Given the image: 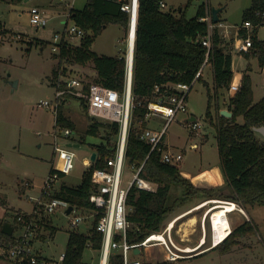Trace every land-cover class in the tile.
I'll return each mask as SVG.
<instances>
[{"label":"trees","instance_id":"obj_1","mask_svg":"<svg viewBox=\"0 0 264 264\" xmlns=\"http://www.w3.org/2000/svg\"><path fill=\"white\" fill-rule=\"evenodd\" d=\"M128 1L87 0L83 9H70L69 20L81 27L85 35L78 47L71 43L60 45L58 55L60 63L55 68L52 78L55 85L59 77L67 76L69 73L63 64L87 66L93 63L97 72L93 83L125 94L127 78L125 55L100 56L93 52L92 47L96 38L110 25H120L125 32L128 31L129 16L121 11L122 4ZM161 1L164 0H139L138 6L132 88L135 107L127 147V165L136 164L138 167L144 165L142 176L155 183L158 188L156 192L133 188L129 194L128 220L132 228L128 240L134 244L143 242L153 233L161 232L168 215L176 207L185 205L199 195L214 196V190L195 188L190 180L181 175L178 165L164 163L157 151L149 155L150 146L141 140L142 130L146 128L148 102L168 97L170 85L192 84L200 72L195 84L203 82L207 88L209 98L207 118L217 129L220 167L226 186L231 192L222 199L235 202L246 211L249 207L264 206V136L256 131L257 128L264 127V97L256 102L253 81L249 75L250 68L245 71L241 83H237L233 72V54L229 49L231 42H226L218 28L214 31L210 56L206 58L207 49L203 46L202 39L208 35V24L201 19L213 14L210 4L203 3L197 14L193 18H188L184 8H181L182 11L174 8L163 11ZM263 16L264 0H252V6L243 13L241 24L242 26L245 22H252L255 26L250 34L253 48L245 56L248 59L256 57L262 71L264 41H259L257 34L260 28L264 27ZM8 33L10 30L0 21V36ZM239 34L248 37L249 33L239 29ZM40 42L30 41L29 44L31 47L44 45ZM206 66H210L213 71V94L209 84L203 79ZM157 87L160 88L159 92H156ZM193 88L194 86L191 90ZM222 91L232 93L228 104V110L232 113L230 118L220 114L219 101ZM214 102L219 111L216 120L211 112ZM82 107L89 116L87 103L82 101ZM241 118L243 123L239 122ZM92 121L87 134L103 138L100 135V129H103L107 142L95 146L97 158L91 169L84 174L82 184L78 187L63 184L57 195L72 206L87 210L93 209L90 203V195L94 191L92 172L107 167L108 159L116 152V141L112 142V138L118 136L120 130L118 123L104 124L94 119ZM56 126L75 130V125L65 117L63 107L59 109ZM173 188L182 189L183 193L171 204L168 198ZM24 215L28 217L27 214ZM17 220L18 217L16 224L13 225L15 231L16 228H20ZM39 223L42 227L51 226L44 216L40 218ZM96 228L97 220L88 234L70 232L64 264H83V256L87 249L101 248L102 235ZM49 229L55 235L56 230ZM253 232L252 222L246 221L224 242L211 250H220L223 255L227 254L238 244L240 238ZM14 234L11 237L7 236L2 233V226L0 227V249L5 244L15 241ZM11 264L32 263L26 260L11 261Z\"/></svg>","mask_w":264,"mask_h":264},{"label":"rangeland","instance_id":"obj_2","mask_svg":"<svg viewBox=\"0 0 264 264\" xmlns=\"http://www.w3.org/2000/svg\"><path fill=\"white\" fill-rule=\"evenodd\" d=\"M86 1L69 0L71 4L68 5V3H60L59 0H0V21L10 30V33L0 36V224L9 222L15 225L19 215H28L34 211L36 202L41 198L42 187L53 170L57 158L54 148L56 133L61 138L59 143L62 147H67L70 143L79 145V147H72L77 154L75 169L59 181L57 191L63 184L72 187L80 186L84 174L89 170V167L84 164L85 159H91L96 145L107 142L103 129H100V135L103 138L87 134L93 118L85 114L80 99L70 98L62 106L65 117L75 125L74 134L70 138L64 135V128L56 126L57 114L43 107L45 101H55L56 86L52 78L60 59L59 52L53 51L54 36L56 33L64 32L70 9H83ZM189 1L166 0L165 3L168 9L184 8L188 18H193L203 3L210 4L212 9L224 8L223 23L226 30L233 32L232 35H228L231 42L229 49H232L236 33L242 24L243 13L252 6V0H191L190 4ZM35 6L42 8L49 17L46 28L31 25L29 12ZM69 24L73 25L71 20ZM127 32L120 25L108 26L96 38L92 47L93 52L109 57L125 54ZM257 38L259 41H264V27L260 28ZM30 41H42L40 43L44 45L31 47ZM71 44L78 47L81 39L76 38ZM63 67L69 70L67 77L78 78L86 83H93L94 76L97 74L93 63L87 66L63 64ZM248 68H250L249 75L253 80L256 97L260 99L264 97V72L259 67L257 58L248 59L245 54L234 52L235 76L244 73ZM203 79L209 84L213 94L214 79L210 66L207 67ZM62 80H65L64 76ZM224 94H226L225 98ZM228 97L226 91L221 92L220 114L222 111L229 112ZM208 102L207 88L203 82H197L189 94L188 104L189 113L193 114L201 125L200 131L195 133L188 128V123L185 121L187 115L184 114H179L166 131L165 142L169 151L184 155L183 161L178 164L179 169L190 172L192 175L205 168L220 165L218 133L216 127L207 118ZM211 112L216 120L219 111L215 102ZM239 122L243 123V119H239ZM165 123L164 119L152 116L147 118L145 126L161 130ZM117 140L118 136L112 138V142ZM193 144H197L198 147H192ZM126 176L128 180H132L133 173L130 168H127ZM202 178L194 179V182ZM208 178L210 182L219 180L214 173L208 175ZM27 183L33 187H26ZM182 193V189L173 188L168 198L171 204L181 197ZM219 196L223 198L226 194ZM190 204L182 208L176 207L168 215L164 227L171 222L172 217L192 206V203ZM216 205L220 204L215 203L214 206ZM225 205L227 210L223 207L212 210L217 244L219 242L221 244L231 234L228 213L235 211V205ZM247 214L249 217L247 221L252 222L254 232L240 238L231 252L224 255L220 250L207 252L187 260L186 264H264V206L249 207ZM43 216L57 231L53 239L45 243L38 242L37 248L48 259L59 260L66 251L69 234L72 231L70 220L63 208L54 214ZM234 216L237 224L242 225L246 222L241 213H235ZM220 218L223 221L220 220L216 224ZM92 226V221L84 222L78 232L88 234ZM14 235L16 237L22 235V230L16 228ZM7 251L5 248V252ZM164 255L162 248H149L140 256V259L153 262L161 260ZM93 260H97V253L87 249L83 256V264H91ZM0 264H11V260L2 252V249H0Z\"/></svg>","mask_w":264,"mask_h":264},{"label":"built area","instance_id":"obj_3","mask_svg":"<svg viewBox=\"0 0 264 264\" xmlns=\"http://www.w3.org/2000/svg\"><path fill=\"white\" fill-rule=\"evenodd\" d=\"M68 1L59 0L60 3H68L70 5L71 3ZM138 6L139 0H129L121 6V11L127 13L129 16V27L126 38L127 51L125 53L127 69L125 94H120L114 89L97 83H86L74 77L64 76L65 80H62L61 76L55 85V101H45L43 103V107L51 109L58 115L60 107L70 98L80 99L87 103L89 116L93 119L104 124L118 123L120 125L115 155L108 159L106 168L95 169L92 172L91 180L94 185V191L90 195V203L93 205V209H80L57 197L60 192V190L57 191L58 183L62 181V176H68L74 171L77 154L70 147L71 143L67 147H62L59 143L61 138L56 133L54 136V148L57 158L53 166V171L42 187L41 198L35 204L34 213L33 215H28V217H25L24 214L18 216L17 222L22 230V235L15 236L16 239L14 242H9L2 248V251L8 256L9 260L15 262H24L27 260L32 264H64L65 253L60 256L59 260H47L40 257L33 247L34 240L39 236V232L43 228L39 223L40 218L43 215L46 216V214H54L62 208L70 220L71 232H78L82 223L87 221H92L94 226L97 220L96 229L102 235V243L99 250L90 248L93 252L97 253V260H93L91 264H186L187 260L202 255L210 249L204 248L205 240H202L195 248H183L179 246L174 234L175 220L169 222L161 232L149 235L141 243L134 244L128 240V234L132 228V224L128 220V200L131 190L138 188L148 192L157 191V185L142 176L144 165L140 167L136 164L132 166L127 165V147L135 107L132 88ZM160 6L163 11H169L165 1H161ZM29 15L31 25L37 28H46L48 26L49 17L39 6L31 8ZM262 19L264 23V16ZM201 21L208 24V35L202 39V44L207 49L206 58L208 59L212 50L214 31L219 27V24L213 22V15H208L206 18H202ZM72 24L70 25L68 20L64 32L62 34H55L53 51L59 52L61 44L71 43L76 38L82 39L84 37V30L73 22ZM254 28L255 26L252 22H245L239 27V29H244L249 34L248 37L240 36L238 30L231 49L232 54L234 52L239 54H248L251 52L253 40L250 34ZM225 37L223 36L224 39ZM200 73L197 78L200 76ZM196 79L192 84L178 83L170 85L168 88V91H170L168 97L158 98L148 102L147 118L152 116L160 117L166 123L161 130L148 127L144 128L141 133V140L150 146L149 155L157 151L161 155L164 163L178 165L184 159L182 153H172L169 151L165 142V136L169 124L179 114L188 113V94L195 85ZM159 91L160 88L157 87L156 92ZM187 123L188 128L192 132L198 133L200 131L201 125L198 121H187ZM73 134L72 129H65L64 135L67 138L72 137ZM84 164L91 169L93 162L89 158L85 159ZM127 168H130L133 173L132 180L127 179ZM26 187L30 188L33 186L27 183ZM233 203L228 204L235 205L234 212L244 213L243 208L239 204ZM70 207H73V210L68 214ZM218 207L225 208L226 205L223 204ZM213 208L215 209L217 207L213 204L210 211ZM1 226L3 225L0 224ZM212 230L213 243L211 247L217 246L220 243L217 244L215 242L216 230L214 225ZM5 248H7V252H5ZM149 248H162L165 252L164 258L157 261L154 260L153 262L142 261L140 256Z\"/></svg>","mask_w":264,"mask_h":264},{"label":"crops","instance_id":"obj_4","mask_svg":"<svg viewBox=\"0 0 264 264\" xmlns=\"http://www.w3.org/2000/svg\"><path fill=\"white\" fill-rule=\"evenodd\" d=\"M164 1L166 2V0H164ZM180 11H182L181 8H180ZM222 12H224V8H221V12L219 14L220 22H219L218 29H219L222 36H226L225 38H226L227 42H230L228 35H232L233 32L226 30V26L223 23V18H222L223 13ZM6 28H7V26H6ZM237 34H238V32L236 33V35ZM233 37H234V35H233ZM121 55H125V54H121ZM207 67L208 66H206L204 69V74L207 70ZM233 72H234V70H233ZM244 73H242V74L239 73L236 76L237 77L236 78L237 83L238 82L241 83V80L243 78ZM234 74H235V72H234ZM96 77H97V74L94 76V79ZM191 91L189 92V94L191 93ZM189 94H188V101H189ZM225 95L226 94H224V96H223L224 98H225ZM231 95H232V93H228V96H229L228 101H229ZM254 96H255L256 102H258L259 100H261L263 98V97H261L260 99H257L255 90H254ZM188 109H189V104H188ZM184 115H187V117L185 118L186 122L187 121H197L195 116L193 114L189 113V110H188V113L184 114ZM191 146L192 147H195V146L198 147L197 144H193ZM212 173H214L215 176L217 178H219V180H217L216 182H210L208 180L209 179L208 175H210ZM181 175L183 177L187 178L188 180H190L195 188L205 189V190H209V191L214 190V196L204 197L202 195H199L195 199H193L192 201L185 204V205H187V204L192 203V206H190L188 209L186 208V210H184V211L180 212L179 214L175 215L174 217H172L171 222L175 220L174 221V223H175V225H174L175 240L179 244V246H181L183 248H195L202 240H205L204 248H210L207 252H213L215 250H211V249L216 248L218 245L211 247V245L213 243V230H212V227H213L212 214H213V212L211 214L210 208L215 203H218L220 205L233 203L232 201L223 200L219 196V195H225V194L230 195L231 194L230 189L226 186V180H225L224 175L222 173V169L219 165V166H215V167L205 168L195 175H192L190 172H187V171H181ZM199 177H203V178L201 180H196V182H194V179H197ZM157 188H158V186H157ZM182 192H183V190H182ZM233 204H235V203H233ZM183 206L184 205H181V206H179V208L180 207L182 208ZM217 208H221V207H217ZM217 208H215V209H217ZM195 209H197V210L194 211ZM243 211H244V213H241V212H239V213H241V215L244 217V219H246V221L249 220L247 211L244 208H243ZM33 213H34V211L28 215H33ZM235 213H238V212L237 211L233 212V213L231 212L228 215V219H229V223H230V227H231V234L237 227L241 226V225L236 223V219L234 216ZM205 219H206V221H205ZM204 222H205V227H204ZM49 228H53L56 230V228H54L53 226H50L47 228L43 227L42 231L39 232L40 237L38 236L33 242V247H34L35 252L40 257L45 258L47 260H50V259H48V257H45L40 253V249L37 248V247H39V246H37V243L38 242L45 243L48 240L53 239L55 237L56 233H55V235H53L52 231ZM19 229L21 230V228H19ZM187 230H189V231H187ZM42 236H45V238L43 239ZM206 253H204V254H206ZM204 254H202V255H204Z\"/></svg>","mask_w":264,"mask_h":264},{"label":"water","instance_id":"obj_5","mask_svg":"<svg viewBox=\"0 0 264 264\" xmlns=\"http://www.w3.org/2000/svg\"><path fill=\"white\" fill-rule=\"evenodd\" d=\"M212 12H213V22L215 24H219V22H220L219 14L221 12V9L213 8ZM15 85H16V83H15ZM221 115L225 116V117H228V118L232 117V113L231 112L226 113V112L222 111ZM256 131L258 133L262 134V136H264V127L257 128ZM70 147H79V145L70 144ZM96 158H97V153L94 152L92 154L91 161L94 163ZM72 210H73V207H70V209L68 210V214H70L72 212ZM14 231H15V227L13 226V224H11L9 222H5L3 224V226H2V233L3 234L11 237V236H13Z\"/></svg>","mask_w":264,"mask_h":264},{"label":"bare ground","instance_id":"obj_6","mask_svg":"<svg viewBox=\"0 0 264 264\" xmlns=\"http://www.w3.org/2000/svg\"><path fill=\"white\" fill-rule=\"evenodd\" d=\"M216 207H218V206H216ZM212 210H214V208L212 209ZM212 212V211H211ZM231 213V212H230ZM213 215V214H212ZM213 217V216H212ZM220 220H222L223 221V219L222 218H220L219 220H217L216 221V224L218 223V221H220ZM217 229V228H216Z\"/></svg>","mask_w":264,"mask_h":264},{"label":"clouds","instance_id":"obj_7","mask_svg":"<svg viewBox=\"0 0 264 264\" xmlns=\"http://www.w3.org/2000/svg\"><path fill=\"white\" fill-rule=\"evenodd\" d=\"M216 206H219V205H216Z\"/></svg>","mask_w":264,"mask_h":264}]
</instances>
